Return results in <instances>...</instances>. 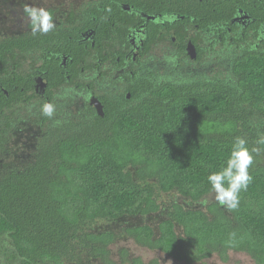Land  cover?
Listing matches in <instances>:
<instances>
[{
	"label": "trees",
	"instance_id": "1",
	"mask_svg": "<svg viewBox=\"0 0 264 264\" xmlns=\"http://www.w3.org/2000/svg\"><path fill=\"white\" fill-rule=\"evenodd\" d=\"M221 4L228 23L236 10ZM213 9L205 12L211 27ZM231 72L234 81H162L133 91L131 101L106 100L104 116L88 113L76 131L66 120L40 139L35 158L2 168L3 143L15 131L8 123L0 136V264H117L111 247L120 237L184 264H227L232 254L264 264V152L237 209L221 206L207 182L235 137L251 149L264 133L262 47L245 49ZM119 254L127 264H160Z\"/></svg>",
	"mask_w": 264,
	"mask_h": 264
},
{
	"label": "flooded vegetation",
	"instance_id": "2",
	"mask_svg": "<svg viewBox=\"0 0 264 264\" xmlns=\"http://www.w3.org/2000/svg\"><path fill=\"white\" fill-rule=\"evenodd\" d=\"M222 1L0 0V98L6 99L0 106L7 103L0 111V136L6 135L3 129L8 123H14L17 129L7 135L22 137L21 117L29 114L44 120L45 102L61 109L50 118L58 125L68 118L64 110L72 113L74 104L76 119H85L88 113L100 115L96 99L105 113L106 100L131 101L133 91L148 92L145 84L192 78L199 86L206 80L216 83V73L209 79L210 71H204L215 45L228 51L230 69L252 44L264 51V0H226L236 10L228 23ZM29 4L48 9L56 28L33 35L22 11ZM208 7L214 8L211 18L218 20L216 26L207 20ZM17 109H22L19 115ZM42 141H47V134ZM7 144L3 143L9 150ZM39 144L26 147L28 157L23 151L14 152L17 164L35 158ZM7 158L8 154L1 162L6 164ZM5 164L2 168L15 166Z\"/></svg>",
	"mask_w": 264,
	"mask_h": 264
},
{
	"label": "clouds",
	"instance_id": "3",
	"mask_svg": "<svg viewBox=\"0 0 264 264\" xmlns=\"http://www.w3.org/2000/svg\"><path fill=\"white\" fill-rule=\"evenodd\" d=\"M22 11L33 35L47 34L56 28L53 15L48 9L29 4L25 5ZM106 11L110 12L111 9ZM55 111L54 103L45 102L41 105V114L46 117L52 118ZM256 145L264 146V133L259 134L251 149L248 147V141L245 138L235 137L223 166L207 176V182L211 192L214 193L215 200L229 210H235L239 207L240 193L247 191L253 179L249 173V168L253 165L255 158L264 152V147H257ZM202 203L206 204L207 201H202ZM228 243H232L231 239Z\"/></svg>",
	"mask_w": 264,
	"mask_h": 264
},
{
	"label": "rangeland",
	"instance_id": "4",
	"mask_svg": "<svg viewBox=\"0 0 264 264\" xmlns=\"http://www.w3.org/2000/svg\"><path fill=\"white\" fill-rule=\"evenodd\" d=\"M228 51H226V49L222 50L221 47H219L218 45H215L212 50L210 51V57H208V59H206V67H204V71L206 72V70L210 71V73H206L207 76L209 77V79H213V77H211V74L216 73V77L217 79H228L227 81H234V77L232 75L231 69H230V65L228 63V57L227 54ZM222 61L221 63L218 60H225ZM194 80L193 78L189 81H186V83H193ZM162 82V81H160ZM22 108V107H20ZM77 108V106L74 104L73 106V112L69 113L66 110H64L65 116H68V118L66 119V123L69 121H72L71 123V127L70 130L71 131H76V130H80V129H84L83 125L81 123V119L78 118V113L77 111H75ZM27 109V108H25ZM22 109H17L16 110V115H19L21 113ZM61 109L60 108H56L55 114L57 113L56 116H58V112H60ZM29 114H26L25 117H21V122L25 121V126L23 129H21V134L22 137L20 135L17 136V134H15L13 137H11L10 142L7 144L8 148H9V152L8 154V158L7 163L6 164H14L15 162L17 163V160H15L16 158H14L13 153L16 152L17 154H19L18 152L23 151L24 152V156L28 157V150L26 149V147H31L34 148V146L38 143H40V139L45 135V134H51L53 132V130H56L57 128H62L64 125H62L64 122H62V124H58V121L56 120L57 123H55V121L53 120L52 122L47 121L46 124L42 123V120L35 117V116H28ZM10 120V119H9ZM54 123V124H53ZM13 124V123H12ZM62 125V126H60ZM57 126V127H55ZM15 129H17L15 127ZM69 129H66V131ZM49 137V135H48ZM47 137V140H50V138L52 136H50V138ZM18 159V158H17ZM22 161V159H18V162ZM2 170H0L1 172ZM115 230H120V229H115ZM124 249L127 250L131 256V258L133 257H141L144 259L145 262H150L151 260H154L155 258H157L160 262V264H184L182 262H178L175 261L173 259L168 258L167 256L163 255V254H156V253H152L149 252L147 250H144L142 248H140L139 246H137L134 242H132L131 240H129L128 238H123L120 237L116 243L111 247V253H112V259L115 263L117 264H127V262L123 261L120 257V252L121 250ZM3 255H0V257H2ZM210 264H225L223 262H220L218 260H213ZM227 264H254L252 262V260L243 255V254H232L230 256V261Z\"/></svg>",
	"mask_w": 264,
	"mask_h": 264
},
{
	"label": "water",
	"instance_id": "5",
	"mask_svg": "<svg viewBox=\"0 0 264 264\" xmlns=\"http://www.w3.org/2000/svg\"><path fill=\"white\" fill-rule=\"evenodd\" d=\"M193 55V54H192ZM193 57H194V55H193ZM95 105H96V108H97V110H98V113L101 115V116H104V111H103V106H102V104L96 99L95 100Z\"/></svg>",
	"mask_w": 264,
	"mask_h": 264
}]
</instances>
